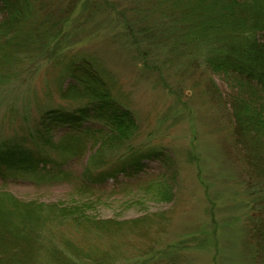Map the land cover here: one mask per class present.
I'll use <instances>...</instances> for the list:
<instances>
[{
	"label": "rangeland",
	"instance_id": "374dc122",
	"mask_svg": "<svg viewBox=\"0 0 264 264\" xmlns=\"http://www.w3.org/2000/svg\"><path fill=\"white\" fill-rule=\"evenodd\" d=\"M168 3L37 0L33 23L49 55L19 58L0 72V148L17 145L45 161L33 169L0 167V210L12 209L10 197L46 206L36 225L43 262L51 247L67 255L69 241L107 258L102 264H255L248 169L229 107L235 84L206 67L208 44L193 42L195 25L173 23ZM258 39L264 43V34ZM74 59L91 61L137 126L121 147L95 157L91 134L79 137L74 156L36 135L46 111L86 103L81 91L65 93L63 67ZM63 134L53 131L51 142ZM159 151L168 163L151 158ZM133 159L143 168L121 171ZM109 172L115 176L100 179ZM54 204H88L97 220L148 224L143 236L108 235L56 219L47 208Z\"/></svg>",
	"mask_w": 264,
	"mask_h": 264
},
{
	"label": "trees",
	"instance_id": "16d2710c",
	"mask_svg": "<svg viewBox=\"0 0 264 264\" xmlns=\"http://www.w3.org/2000/svg\"><path fill=\"white\" fill-rule=\"evenodd\" d=\"M36 1L0 0V12L4 14L0 21V72L19 58L49 55V46L43 42L44 34L39 35V24L33 23L39 8ZM168 4L171 5L169 14L173 23L182 24L186 20L187 26L191 25L189 30L195 25L193 42L208 44L206 67L214 74L230 77L235 84L229 107L235 143L248 169L246 191L252 204L249 218L253 260L255 264H264V43L258 39L264 34V0H169ZM31 51L33 54L29 56ZM63 68L69 78L65 93L81 91L86 103L70 112L46 111L36 130L38 139L45 147L51 146L72 156L82 147L79 138L82 135L95 137L92 157L104 149L121 147L135 133L137 126L132 113L113 96L110 83L88 59L69 60ZM94 124L102 127L92 129ZM56 130H62L64 134L59 142L53 143L51 135ZM164 155L159 151L151 158L168 163L170 158ZM43 162L41 156L17 145L0 148V167L33 169ZM143 166L142 159H133L122 165L121 171L139 172ZM88 173L86 170V175L90 176ZM114 173L99 177L107 180L114 177ZM10 200L12 209L0 210V264H81L82 260L102 264L107 259L87 253L67 241V255L51 247L47 261L43 262L36 225L42 221L46 206L20 203L12 197ZM47 208L56 219L69 220L74 226L108 235L143 236L148 224L146 218L123 222L97 220L88 214V204L69 207L54 204Z\"/></svg>",
	"mask_w": 264,
	"mask_h": 264
}]
</instances>
